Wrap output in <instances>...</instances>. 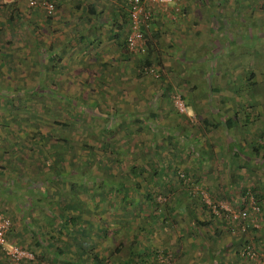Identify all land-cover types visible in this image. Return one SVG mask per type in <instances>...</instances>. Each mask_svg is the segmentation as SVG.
I'll return each mask as SVG.
<instances>
[{"label": "rangeland", "instance_id": "374dc122", "mask_svg": "<svg viewBox=\"0 0 264 264\" xmlns=\"http://www.w3.org/2000/svg\"><path fill=\"white\" fill-rule=\"evenodd\" d=\"M221 1L225 4L227 0L219 1L221 5H224ZM231 1L233 6L230 8L222 6L220 9L223 28L217 27L218 30H214L217 44L220 45L214 50L216 54L208 57L209 52H204L201 55L207 56L208 61L203 62L198 68L200 70L198 83L206 78L210 79L216 70L231 79L245 73L241 83L249 84L247 88L254 92L250 97L252 104L248 113L253 115L257 110L254 105L261 103L259 109L264 116V0ZM0 4L1 12L4 3L0 1ZM206 6L215 9L213 5L203 4L201 10L205 19L212 11ZM216 13L217 11L213 15L215 19ZM20 17L18 14H11L7 19L10 23L9 27L18 24ZM13 27L15 26L9 29L10 38L16 40L18 27L15 28L16 30H13ZM211 29H213L211 24L210 28L207 25L204 28V30ZM5 36V31H0V39H6ZM7 40L10 39L2 41L7 45ZM12 40L5 47L7 51L10 50L11 56L10 54L9 57L6 56L5 60L8 62L0 65V79H5L6 82V78H9L12 85L21 82L29 86L16 89L0 87V214L8 217L10 221L6 234V246L18 247L28 255L23 257L19 264H63V262L71 264L72 260L76 259L81 263L83 259L92 261L93 255L105 260L104 264H119L115 260H121L122 257L127 256L133 257L135 256L133 253L144 246H146L144 248L146 256L150 258L147 255V248L152 244L153 237L149 236L151 232L163 236L157 239L164 240L171 239L172 236H180L188 242L194 233L198 234V230L209 234L212 226L208 224L204 225L203 229L198 228L195 220L201 216L198 212V206L201 203L209 207L214 203L211 198L213 193L205 190L204 187L200 188L198 180L192 179V174L184 167L174 165L176 167L168 168L167 161L169 158L170 162L172 161V154L177 150L175 147L178 148L177 143L164 144L158 138L156 139L158 141L149 147L146 142L148 134H151L149 129L141 127L139 131L141 137L134 141L124 127L107 128L105 121L98 115L75 107L76 103L72 101L78 98L90 103V100H93L101 109H110L111 106L117 108L120 94L99 93L94 97L90 94L57 96L52 95L53 92L39 94L51 91L46 88L29 89L33 87L39 76L43 78L51 76V80L52 78L57 80L60 77L72 78L66 68H59L56 61L53 62L54 70L50 71V62H47L41 71L38 68L40 65H37L39 60L35 53L36 47L29 46L26 55L22 57L20 51L25 48L13 46ZM224 45L225 48H223ZM222 49L229 52L228 55L235 56L236 60H231L229 66L233 67L231 70L227 68V64L224 68L223 64L215 62L222 53ZM142 56L143 53L134 56L133 70L126 71L127 77L124 78L129 88L127 94L121 97L125 102L123 105L130 101L132 91L136 93L135 91L146 89L142 90L143 95H140L135 102V104L144 102L145 105L146 100L154 98V93L158 91L157 87L161 85L158 79L151 78L144 72L138 73L135 62ZM154 60L151 59V64L155 69L158 64ZM69 65L72 64L69 63ZM101 67L98 70L99 73L93 72L95 77L89 81L100 85L108 81L111 73L106 67L102 65ZM252 72L254 77L249 82L247 77ZM133 73L136 77L130 80V75ZM130 81L132 84L135 82L136 86H130ZM235 83L238 82H230L233 85L231 88H235ZM103 90L102 85L96 87V91ZM146 92H149L147 98H145ZM180 97L182 98L181 95ZM248 99V93L240 97L241 102ZM155 101L167 104L170 110L178 114L171 104V94L161 95ZM183 115L187 119L184 122L185 125L197 122L193 113H189L187 108L186 114ZM188 116H193V119L189 120ZM162 119L163 117L160 121ZM158 122L159 119L155 120L153 125H157ZM164 126H168L167 121ZM162 130L157 126L156 134H160ZM257 141L264 145V138ZM248 146L251 148L252 144ZM129 147L132 148L129 149ZM259 154L260 165L257 169H252L255 172L242 176L246 190L254 193L261 191L260 185L264 182L263 146ZM189 157L190 155H186L181 160L186 161ZM132 163L139 164V169L135 167L134 170H139L144 175L140 178V188L135 187L137 179L128 170ZM56 168L59 169L58 174ZM120 180H126V184L129 185L124 198L122 196L124 189L116 185ZM163 181L166 183L164 184ZM13 196L22 197L20 207L24 210L23 216L26 220L21 221L16 217L19 227H16L14 222L16 219L11 215L13 211L7 209H11L10 205L14 204L11 202L18 201L12 199ZM70 202L75 208H69ZM258 204L263 219L260 221L259 228H248L245 235H242L237 227H233L234 235L239 237L237 244L233 245L235 253L239 250L241 243L247 242L250 249L257 255L254 261L239 258V264H264V244H262L264 242V198H258ZM230 208L239 209V204ZM203 209L207 210L205 207ZM77 213H83L85 217L81 214V222L69 226L71 235L68 236L67 229L61 224V220L64 215ZM86 217L91 219L90 223L84 222ZM27 221H31L30 224L33 226L31 230L37 233L44 246L47 241H53L49 235L55 236L54 247L58 246L61 252L56 255L54 247L52 248L54 252L44 251L45 249L41 252L33 251V241L25 238H30L26 229L23 232L24 236L22 235L24 240L17 238L16 235L14 237L15 227L23 229ZM80 228H86V232L77 233ZM57 231L60 232L56 233ZM182 233H185V236ZM116 246L119 248L117 252H114ZM161 246L162 244L157 245L160 248L156 250L157 252L162 251ZM164 250L167 253V262L169 264L175 262L174 259L177 256L173 254V249ZM235 255L238 257V254ZM155 257L159 261L157 254ZM9 258L5 249L0 247V264H17Z\"/></svg>", "mask_w": 264, "mask_h": 264}, {"label": "crops", "instance_id": "0c3cea01", "mask_svg": "<svg viewBox=\"0 0 264 264\" xmlns=\"http://www.w3.org/2000/svg\"><path fill=\"white\" fill-rule=\"evenodd\" d=\"M0 1L4 3L0 12V31L4 30L6 39L12 40L9 32L12 26H15L13 30L18 27L16 40H12V43L13 46L25 48L20 51L21 56H25L27 48L34 45L39 60L37 65H40L38 68L41 71L47 62H50V71L54 70L53 62L56 61L59 68H66L72 78L60 77L57 80L54 78L51 80V76L44 78L39 76L33 87L29 89L46 88L51 91L39 94L53 92L52 95L57 96L90 94L94 97L99 93L120 94L117 108L111 106L110 109H101L93 100H90V103L78 98L72 101L76 103L75 107L98 115L105 121L107 128L124 127L134 141L140 139L139 131L141 127H145L151 132L146 140L149 147L153 146L158 138L164 144L177 143L176 152H172V161L170 162V158L167 161L168 168L176 167L174 165L184 167L192 174V179L198 180L200 188L204 187L205 190L213 193L211 198L214 203L210 207L206 206L209 211H204L201 206H198L201 216L197 219L198 221L195 220L198 228L203 229L204 225L208 224L212 226L209 234L198 230V234L194 233L188 242L180 236H172L171 239L165 238L162 241L157 239L161 234L151 232L149 236L153 237L152 244L147 248V255L150 258H147L144 249L146 246H144L133 253L135 256L122 257L121 260L115 261L119 264H162L155 257L156 250L160 249L157 245L162 244L164 254H167L164 249L168 248L173 249V254L177 256L172 264H239V258L235 255L236 250L233 246L239 239L234 235L233 227L237 226L221 214L219 207L243 204L244 198L242 197L247 187H244L242 176L255 172L252 169H257L260 165L258 156H260L261 147H257L256 144H259L258 139L264 138V116L261 115V109H259L261 103L254 105L257 110L253 115L248 113L252 104L250 97L254 92L247 88L249 84L246 86L245 82L241 83L245 73L231 79L215 68L216 72L211 75L210 79L206 78L198 83V74H200L198 68L203 62L208 61V57L215 55L214 50L220 46L217 44L216 32H214L218 30L217 27L223 28L224 26L220 9L222 6L230 8L234 5L233 2L227 0L224 4V1H221L224 4L221 5L220 0H174L173 8H169L164 13L154 14L147 24L145 37L152 47V59L158 62L155 68L158 72L156 79L161 85L157 87L158 91L154 93V98L146 100L145 105L144 102L138 104L135 102L140 95H143L142 90L146 89L135 91L136 93L132 91L130 101L123 105L124 99L122 100L121 97L127 94L129 88L124 77H127L126 71L133 70L134 59L132 58L136 56L130 54L125 47L128 24L126 0H57L55 11L51 16L45 15L40 9L27 7L24 0ZM203 4L215 7L213 9L206 6L212 9L206 19L201 10ZM215 10L217 11L216 19L213 16ZM11 14L21 16L18 21L19 25L13 24L9 27L10 23L7 19ZM210 24L213 29L204 30L206 25L210 28ZM6 39H0V65L8 62L5 60L6 56L9 57V54L11 56L10 50L7 51L5 48L10 40H7V45L2 41ZM204 52H209L208 57L201 56ZM228 53L222 49V53L215 62L223 64L224 68L227 64V68L231 70L233 68L229 67L231 60L236 59ZM137 62L138 60L135 62L136 67ZM101 65L106 67L111 74H109L108 81L101 84L104 90L99 92L96 91V87L101 85L91 81L95 77L93 72L99 73ZM76 72L77 76H75ZM134 77L136 75L131 74L130 80ZM4 80L0 79L1 88L16 89L29 86L21 82L12 85L9 78H6V82ZM233 81L238 82L235 83V88H231L233 85L230 82ZM129 83L130 86H136L135 82L132 84L130 81ZM148 93H145V98L149 96ZM173 93H180L187 111L195 116L196 123L185 125L184 122L187 120L185 115L176 114L169 109L167 104L155 101L161 95L169 96ZM247 93L249 99L241 102V95L245 96ZM161 117H163L162 121H160ZM158 119L159 125H153V122ZM165 121L168 126H164ZM157 126L163 129L160 134H156L158 133ZM250 144H252L251 148L248 146ZM186 155L190 157L182 161L181 159ZM131 165L134 167L137 163ZM163 183L166 182L163 181ZM260 189V198H264V182L260 185ZM21 198L13 196L12 199L18 201L11 202L14 204L10 205L11 209H7L13 211L11 215L14 219L17 217L25 221L24 210L20 207ZM212 206L218 209L217 213L212 211ZM32 219L35 220V218ZM17 221L18 219L14 222L16 227H19ZM30 223L31 221H27L23 229L15 227L14 237L16 235L17 238L24 240L23 232L26 229L28 234H25L30 238H25L33 241V251L41 252L45 249L44 251L50 252L54 249L57 255L54 247L55 236L49 235L53 241H47L44 246L37 233L31 230L33 226ZM182 235L185 236V233ZM165 241L166 243H163ZM97 258L98 261L83 259L81 263L78 259L76 260L77 264H104L105 260ZM76 260H72V264H76Z\"/></svg>", "mask_w": 264, "mask_h": 264}, {"label": "built area", "instance_id": "2783aa9c", "mask_svg": "<svg viewBox=\"0 0 264 264\" xmlns=\"http://www.w3.org/2000/svg\"><path fill=\"white\" fill-rule=\"evenodd\" d=\"M57 0H24L27 7L32 9H40L45 15L51 16L55 11V5ZM127 1V33L125 36V47L130 54H142L145 51L146 42V28L150 19L154 14H160L166 12L169 8H173L174 0H126ZM172 6V7H171ZM1 9V5H0ZM145 74H149L154 78L158 77V72L151 66L144 69ZM171 104L175 110L180 114H186V106L178 93L171 95ZM189 120L193 119V116H188ZM246 205L245 209L233 210L230 207L220 206L221 212L227 219L232 221L247 220L250 222L251 227L254 229L259 228L260 221H263L260 215V208L255 202L253 194L250 190L246 192ZM212 211L216 212L218 209L212 206ZM10 225L9 218L3 214H0V247L5 249V253L10 257L13 262L19 264V261L23 257H28L21 249L15 246H6L7 238L6 234ZM240 231L244 230V224L239 225ZM242 255H245L249 260L257 259V255L245 249L240 251ZM160 263H167V256L158 254Z\"/></svg>", "mask_w": 264, "mask_h": 264}, {"label": "trees", "instance_id": "16d2710c", "mask_svg": "<svg viewBox=\"0 0 264 264\" xmlns=\"http://www.w3.org/2000/svg\"><path fill=\"white\" fill-rule=\"evenodd\" d=\"M1 5V4H0ZM151 52H152V47L150 46V43H149V41H147L146 40V42H145V51H144V54H143V56H142V58H140V59H137L138 60V62H137V64H138V66H137V70H138V73L139 74H141V73H143L144 72V69L145 68H148V67H151L152 66V62H151V59H152V56H151ZM133 55H137V54H133ZM158 62H157V60H156V64H157ZM153 67V66H152ZM156 67V66H155ZM149 75V74H148ZM253 75H254V72H252L251 74H249V76L247 77L248 79H249V81L253 78ZM151 76V75H150ZM153 77V76H152ZM154 78V77H153ZM244 78H245V76H244ZM252 81V80H251ZM250 81V82H251ZM246 84V83H245ZM247 86V85H246ZM38 140V142H40V140L39 139H37ZM257 145V147H264V145L263 144H256ZM135 167H137L138 169H139V167H138V165H136V166H131V168L130 169H128L130 172V174H132L136 179H137V182L134 184L135 185V187L136 188H140V178H141V176H143L144 177V175L143 174H141V171L139 172V170L136 172L135 170H134V168ZM56 172H57V174H58V172H59V169L57 170V168H56ZM125 179V178H124ZM127 182H126V180H120V181H118V183L116 184V185H119V187L121 188V189H124V192H123V194H122V196H123V198L124 197H126V194H127V192H128V189H129V187H127V186H129L128 184H126ZM246 192H247V190H245L244 191V194H243V197L242 198H245L246 197ZM251 193L253 194V197H254V199H255V202L258 204V198H260V194L259 193H254L253 191H251ZM150 196V195H149ZM69 208L70 209H73V208H75L74 207V205L73 204H71V202L69 203ZM202 208H207L206 207V205L205 204H203V203H201V205H200ZM258 206H259V204H258ZM247 207V205H246V199H244V201H243V204H241V205H239V209H245ZM260 208V207H259ZM208 210V209H207ZM236 210H238V209H236ZM246 210V209H245ZM209 211V210H208ZM81 214H82V216L83 217H85L84 215L85 214H83V213H77L76 215H64V217H63V219L61 220V224L67 229V235L68 236H70L71 235V227L69 228V226L72 224V225H74V224H77L79 221L81 222V219H82V217H81ZM209 215L211 216V214L209 213ZM231 223H233L235 226H239L240 224L241 225H243L244 224V230L243 231H240V234H242V235H245V232L247 231V229L248 228H253V227H251V224H250V222L249 221H247V220H236V221H232V220H230V219H228ZM90 221H91V219H89L88 217H86L85 218V220H84V222H89L90 223ZM198 221V220H197ZM60 223V222H59ZM71 225V226H72ZM60 232V231H59ZM58 231L56 232V233H59ZM84 232H86V228H80V229H78L77 230V233H79V234H82V233H84ZM49 247V246H48ZM57 248H55V250L57 251V253H60L61 251H60V249L58 248V246H56ZM118 248H119V246H116L115 247V249H114V252H116L117 250H118ZM242 249H245V250H248V251H252L251 249H250V245L247 243V242H244V243H241V245H240V248H239V250L236 252V254H238V258H240V259H243V260H246V259H248L245 255H242L241 253H240V251L242 250ZM161 252V254L162 255H165L164 253H163V251H159V252H157L156 251V253L155 254H159ZM253 252V251H252ZM93 260H96V261H98V258H97V256H94L93 255ZM158 261V260H157ZM77 261H75V263H76ZM159 262V261H158ZM160 263V262H159ZM63 264H67L66 262H63ZM72 264V263H71Z\"/></svg>", "mask_w": 264, "mask_h": 264}]
</instances>
